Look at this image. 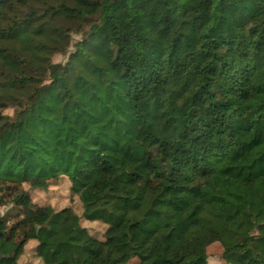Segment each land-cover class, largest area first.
<instances>
[{"label": "trees", "instance_id": "obj_1", "mask_svg": "<svg viewBox=\"0 0 264 264\" xmlns=\"http://www.w3.org/2000/svg\"><path fill=\"white\" fill-rule=\"evenodd\" d=\"M225 3L0 0V264H264V0Z\"/></svg>", "mask_w": 264, "mask_h": 264}, {"label": "rangeland", "instance_id": "obj_2", "mask_svg": "<svg viewBox=\"0 0 264 264\" xmlns=\"http://www.w3.org/2000/svg\"><path fill=\"white\" fill-rule=\"evenodd\" d=\"M261 0H226L225 6L221 11V20L214 27L213 35L219 40L229 37H240L243 30L251 24L255 19L260 17ZM73 41L79 39L76 35H71ZM72 51V47L65 54L54 55L51 59L52 64H64L67 60L68 53ZM14 108L9 107L4 115L13 117ZM9 208L2 209L1 214L8 213ZM123 264H135V261H126ZM207 264H223L219 255V248L214 245L208 249Z\"/></svg>", "mask_w": 264, "mask_h": 264}]
</instances>
